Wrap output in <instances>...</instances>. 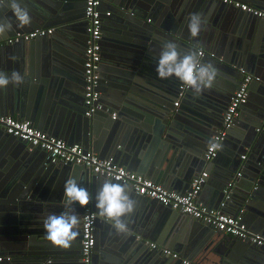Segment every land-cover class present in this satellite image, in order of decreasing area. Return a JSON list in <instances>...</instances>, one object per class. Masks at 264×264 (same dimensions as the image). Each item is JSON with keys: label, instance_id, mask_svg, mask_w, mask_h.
I'll return each instance as SVG.
<instances>
[{"label": "water", "instance_id": "1", "mask_svg": "<svg viewBox=\"0 0 264 264\" xmlns=\"http://www.w3.org/2000/svg\"><path fill=\"white\" fill-rule=\"evenodd\" d=\"M207 1L101 0L102 7L111 9L112 13L111 17L103 20L99 87L103 107L92 117H86L83 66L88 22L84 16L85 0H19L21 6L28 10L31 23L18 27L13 21V30L0 37V71L9 76L13 71L19 72L24 77V83L0 88V114L30 121L35 128L63 139L69 145L79 144L86 150L92 149L96 154L98 150H108L110 157H102L100 153V158L116 159L117 153L128 151L123 142L136 137L139 129L153 131L152 127L144 128L145 122L153 124L156 117L163 122L164 129L156 135L160 138L164 131L166 135L170 132L169 127H174L178 115L186 116L173 105L175 98H179L183 84L175 77L161 79L156 71L162 45L173 42L182 54L197 52L198 47L212 49L225 36L232 34L235 40L232 57L215 61L218 75L213 86L198 96L190 89L183 94L184 106L202 119L189 118L191 123L180 125L195 139L181 136L180 142L169 139L162 143L161 155L150 168L151 178L157 183L174 191H180L183 186H188L189 190L193 180L199 176L197 172L201 171L203 162L200 158L206 159L205 153L201 154L200 150L205 147L207 149L209 144L206 140L212 136L211 132L215 131L216 134L223 125L221 123L216 126L214 121L222 108L219 100H228L230 94L238 90L244 73L249 74L242 69L243 66L264 71V44L261 43L264 40V18L249 14L255 20L247 23L242 19L244 16L239 15L236 21H232L234 12L231 11V5L222 2L217 5ZM249 2L264 10V0ZM191 14H199L203 21L196 37L191 36L188 30ZM4 18H12V12L6 4L0 7V19ZM49 28L55 30L50 36L21 42V46L7 44L9 38L19 33ZM249 34L254 35V38L259 35L255 41L262 44L261 48L253 51L245 45L241 50ZM34 47L41 50L42 63L36 61ZM203 60L201 63H204ZM256 111L255 119L247 123L249 126L245 134L233 142L239 152L251 148L250 161H255V156H262L258 166L250 164L251 175L246 176L250 183L261 184L264 188V182L261 183L264 181V102ZM114 114L116 117H113ZM204 118L209 120L203 121ZM123 123L131 125L124 129ZM234 125L226 139L230 137ZM220 156L218 153L217 158L206 162L219 166L217 159ZM235 165L217 173V177L210 172L202 189L208 185L216 189V192L214 190L211 193L210 200L216 210L224 212L228 207L234 209L229 203H235L234 188L237 186L234 183L228 199L225 189L229 183V173L235 171ZM69 177L87 189L93 204L96 203L94 184L99 183L96 188L99 190L105 180H110L86 166L53 163L44 149L34 147L0 128V257L4 258L0 264H82V235L78 228V236L68 249L56 247L47 241L43 228V220L49 214H60L65 210L63 188ZM120 184L126 186L128 194L135 201L134 211L129 214L132 224L128 230L133 226L136 228L119 236L111 223L96 211L98 219L94 264H102V261L108 264H128L143 251L142 242H138L133 234L139 232L138 227L144 226L148 220V210L153 207L146 204L150 199L137 194L133 185ZM249 188L239 195V200L246 204L257 202L264 209L263 199L253 186L251 190ZM72 208L79 218L84 214V207L76 204ZM260 229L262 224L255 231L260 232ZM107 236L115 237L114 241L118 242V247H115L120 255L106 257L104 248ZM240 241L245 245V253L250 254L251 246H246L250 241ZM107 252L110 251L106 249ZM8 256L12 258L10 261L6 260ZM145 259L147 256L142 252L139 260Z\"/></svg>", "mask_w": 264, "mask_h": 264}, {"label": "crops", "instance_id": "2", "mask_svg": "<svg viewBox=\"0 0 264 264\" xmlns=\"http://www.w3.org/2000/svg\"><path fill=\"white\" fill-rule=\"evenodd\" d=\"M242 3H246L252 7H255L249 1L251 0H238ZM213 2L214 4H221L220 1H207ZM111 11V9L107 7H102V10ZM259 9V8H257ZM263 10V9H260ZM231 11L234 12L232 16V21H236L237 16L241 15L243 21L247 23L255 20V17L250 16L249 14L231 6ZM264 11V10H263ZM51 29V28H50ZM259 35H257L258 37ZM256 37V38H257ZM248 39L245 38V42L241 48V50L246 45L249 50H255L262 47L264 44V40L259 44L255 41L254 35L249 34L247 36ZM236 39V38H235ZM235 40L233 41V35L229 34V36H225L223 40L218 42L213 46L212 49H206L204 47H198L197 53L200 50H204L206 52V58L203 60L204 63H211L214 66L215 61L227 59L228 57H232V48L234 46ZM21 46V45H17ZM36 61L43 62L41 56V50L37 47L33 49ZM247 54H249L247 52ZM214 55V56H212ZM40 63V65H41ZM245 69L249 75L254 77H260L262 82H252L249 88V100L248 105L243 107L242 113H240V118L237 120L236 124L234 125L233 130L230 132V137L225 139L222 149L219 152L221 156L217 159L219 162V166H214L212 163L206 162V159L203 157L200 160L203 162L201 171L197 172V175H201L202 173H208L210 177V172H213L214 176H218L217 173L225 170V168L235 165V171H231L229 173L228 181L229 183H235L236 188H234V192L236 193V198L234 201L230 202V206H234V209L228 207L224 212L230 214L232 216H242L243 223L246 225L247 229L253 233L260 234L264 237V209L260 207L259 204L256 202H251L247 206L246 202H242L239 200V195H242L247 189L251 190L252 186L254 190L257 191L259 197L263 199L264 202V188L262 185L258 183L252 184L248 181L246 175L249 174L252 170H249L250 164L258 166L259 161L261 160L262 156H255V161H250V154L251 148H244L241 152L237 151L234 147V139H238L245 134L246 127L249 126L250 121L255 119L254 114L257 113L256 109L264 102V71L261 72L260 70H254L248 65L242 67ZM253 69V70H251ZM251 71V72H250ZM253 72V73H252ZM85 87V86H84ZM235 93V92H234ZM233 93V94H234ZM230 94L228 100L220 99L219 102L222 104V108L219 110V116L215 121L216 126H220L223 123L224 114L226 112L227 106L230 104V99L233 96ZM232 95V96H231ZM183 97L175 98L174 107L181 110L185 113V117L178 115L176 117V122L173 128H170V132L166 135V132H163L162 137H157L158 133H161L165 126H163V122L156 117L153 124L150 122H145L144 128H153V131L148 130H140L137 136L133 137L132 140H128L124 143L125 150L123 153L119 152L116 156V161L118 164L123 166L124 168L128 169L131 172L137 173L142 175L154 182L157 181L154 178H151L152 174L149 173L151 170L150 168L153 166V162L157 157H160L161 147L163 146L162 143L169 141L172 142H180L181 136L183 138L188 139H195L190 132L185 129H182L180 125L187 126L191 123L188 119H200V116H196L189 108L185 107L183 104ZM179 102V105L176 106L175 104ZM182 108H186L184 111ZM203 116V115H202ZM114 117V116H113ZM103 120H106L104 117H101ZM209 120L208 118H204L203 121ZM186 123V124H183ZM103 124V123H101ZM131 124L123 123V128L125 129L127 126ZM214 128V127H213ZM221 129V128H220ZM219 129V130H220ZM217 130V131H219ZM261 132V130H257ZM212 136L215 134V131H212ZM217 134V133H216ZM215 134V135H216ZM229 135V134H228ZM210 137L206 140L207 144H211L213 137ZM208 145V146H209ZM190 147L189 145H186ZM208 148V147H207ZM130 150V151H129ZM205 149H201L200 153L204 155L206 152ZM93 152V150L91 149ZM99 152L96 154L100 157V153L102 157H110V152L108 150H98ZM129 152V153H128ZM123 154V155H122ZM130 154V155H129ZM257 154H261L257 153ZM202 155V156H203ZM113 156V155H111ZM254 156V155H253ZM245 157V159L243 158ZM113 158V157H112ZM255 163V164H253ZM260 166V165H259ZM212 170V171H211ZM149 173V174H148ZM242 173V176H241ZM195 174V175H196ZM198 177V176H197ZM196 177V178H197ZM208 177V179H209ZM207 179V180H208ZM262 181V180H261ZM262 181L261 183H263ZM228 183V185H229ZM249 183V184H247ZM91 184V183H90ZM161 184V183H158ZM163 185V184H161ZM99 186V183L96 182L94 184L93 190L97 193L98 190L96 188ZM164 186V185H163ZM167 188L166 186H164ZM206 189L202 190L199 196V203L206 207L208 210L214 209L213 203H211V193L216 189L214 187L208 185L205 187ZM169 189V188H167ZM181 189V188H180ZM188 186H183V188L179 191H174L179 194H185L189 190ZM170 190V189H169ZM238 194V195H237ZM228 199V198H226ZM242 199V198H241ZM95 203V202H94ZM90 206L93 208L94 212L97 214V208L95 204H93L92 197L90 196ZM146 204H151L149 207H153L152 210H148V220L145 222L142 228L138 227V231L135 236V239L138 242H142L143 244V251L139 252L136 256H134L128 264H152L153 262H157L156 264H184L187 262L188 264H263L264 263V247H257L253 243L248 242L249 244L246 246H251V253L246 254L243 246H245L240 239L224 234L222 232L216 231L212 227L205 225L203 222L198 221L190 216L182 215V213H175V211H170L172 209H166L156 203L155 201L151 200L147 201ZM236 205V206H235ZM264 205V204H263ZM262 206V205H261ZM216 210V209H214ZM138 220V219H136ZM124 223L127 225V228L132 224L130 220V215L127 216L126 219H123ZM262 224V230L260 232L255 231L257 230L260 225ZM133 228L125 233L132 232ZM78 230L80 231V225L78 226ZM124 233V234H125ZM107 235V234H106ZM121 236L122 234H118ZM113 236H107V240L105 242V255L106 257L110 258L114 254H121L119 250H117L118 242L114 241ZM151 244H157L159 249L153 251L151 249ZM117 246V247H115ZM106 249L110 252L106 253ZM171 250L174 253L179 254V259H173L171 256L165 255L162 251L163 250ZM143 252L144 255L147 256L145 260H139L140 254ZM131 254V253H130ZM2 256V255H0ZM102 264H108L102 261ZM1 263V262H0ZM155 264V263H154Z\"/></svg>", "mask_w": 264, "mask_h": 264}, {"label": "built area", "instance_id": "3", "mask_svg": "<svg viewBox=\"0 0 264 264\" xmlns=\"http://www.w3.org/2000/svg\"><path fill=\"white\" fill-rule=\"evenodd\" d=\"M231 5L241 11L251 14L257 18H264V11L252 7L238 0H214ZM111 11L102 10L101 0H85L84 16L88 22V39L84 53V82L85 95L84 107L86 117H92L101 111L103 105L100 103L101 92L99 90L101 81L102 63V39H103V20L111 17ZM53 28L37 29L30 33H19L7 40V44L14 45L21 42H30L37 37L50 36L54 33ZM200 60L206 58V52L200 50ZM214 56V55H212ZM244 73V72H243ZM260 77L244 73V79L238 90L233 94L230 104L224 114V121L221 129L213 137L208 146L205 157L207 161L217 158L222 145L228 136L229 131L240 116L241 109L248 103L249 88L252 82H260ZM189 89L182 85L180 87V97ZM179 105V102L175 104ZM116 117V114L113 115ZM0 128L6 133L13 135L21 140L27 141L34 147L44 149L49 154V159L53 162H63L79 166L89 167L96 174L105 176L115 182L133 185L137 194L145 196L151 200L158 201L162 206L178 211L190 216L205 225L212 227L216 231L236 237L241 240H249L251 243L264 247V237L260 234L249 231L243 223L242 216H232L221 210H208L199 203L200 193L208 179V173H202L195 178L190 190L185 194H179L165 188L142 175L131 172L124 168L114 158L101 159L91 150H86L79 144L69 145L65 140L50 136L47 132L35 128L30 121L18 120L12 116L0 114ZM245 159V157H243ZM233 183H229L225 189L226 198L230 197ZM90 203V202H89ZM98 215L88 204L84 207V214L81 225V262L82 264L93 263V250L96 245V224ZM153 250H158L157 244H151ZM165 255L173 259H179V254L171 250H163ZM11 257H6L10 261ZM4 258L0 257V261ZM184 264H188L185 262Z\"/></svg>", "mask_w": 264, "mask_h": 264}, {"label": "clouds", "instance_id": "4", "mask_svg": "<svg viewBox=\"0 0 264 264\" xmlns=\"http://www.w3.org/2000/svg\"><path fill=\"white\" fill-rule=\"evenodd\" d=\"M5 4L12 12V18L0 19V37L13 30V21L18 27L31 23L28 10L21 6L19 0H0V7ZM202 23L199 14L190 15L188 30L191 36L196 37L200 33ZM156 71L161 79L175 77L197 96L211 88L218 75L213 64L201 63L199 53L192 51L182 54L173 42L162 45ZM23 83L24 77L19 72L13 71L9 76L0 71V88ZM62 199L65 210L60 214H49L43 220V228L47 241L56 247L68 249L78 236L76 229L80 224L72 206L78 204L82 208L86 207L90 202V194L74 178L69 177L64 183ZM95 201L98 215L111 223L118 234L128 231L122 218L134 211L135 201L128 194L125 185L105 180L96 193Z\"/></svg>", "mask_w": 264, "mask_h": 264}, {"label": "flooded vegetation", "instance_id": "5", "mask_svg": "<svg viewBox=\"0 0 264 264\" xmlns=\"http://www.w3.org/2000/svg\"><path fill=\"white\" fill-rule=\"evenodd\" d=\"M87 37H88V33H87V35H86V37H85V38H87ZM82 217H83V215H82V216H80V218H79V219H80V224H79V225H80V229H81V225H82ZM80 232H81V230H80Z\"/></svg>", "mask_w": 264, "mask_h": 264}]
</instances>
